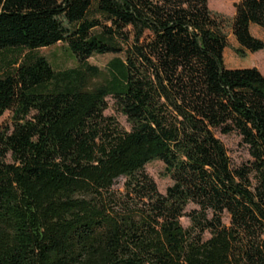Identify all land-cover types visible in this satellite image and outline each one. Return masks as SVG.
Wrapping results in <instances>:
<instances>
[{
	"label": "trees",
	"instance_id": "1",
	"mask_svg": "<svg viewBox=\"0 0 264 264\" xmlns=\"http://www.w3.org/2000/svg\"><path fill=\"white\" fill-rule=\"evenodd\" d=\"M249 26L264 0L230 18L207 0H0V264H264V78L222 56L228 34L239 56L264 49ZM56 43L76 66L30 53Z\"/></svg>",
	"mask_w": 264,
	"mask_h": 264
},
{
	"label": "rangeland",
	"instance_id": "2",
	"mask_svg": "<svg viewBox=\"0 0 264 264\" xmlns=\"http://www.w3.org/2000/svg\"><path fill=\"white\" fill-rule=\"evenodd\" d=\"M236 2H238V0H207V7L213 13H220L224 17L230 18L233 15V5ZM250 33L253 37L261 40L264 43V29L251 27ZM236 48L237 44L235 43L233 37L228 34L225 39V48L223 49L222 54L224 66L226 68L254 67L264 78V49L254 53L245 52L242 56H239L235 52ZM26 53V50L12 52L8 51L3 53L2 58L6 61L16 57L19 59ZM30 53L35 56L44 57L54 71H61L76 66L73 56L62 43H56L55 45L47 48H39ZM113 57L114 55L111 54L92 55L86 60V62L89 65L95 66L99 70H103L106 67L108 61ZM106 106L107 107L103 114L106 116H112L123 129L127 130L128 125L126 124L124 117H122L114 109L113 102L110 98H106ZM9 115L10 114L8 112L3 113V115L0 117V126L9 124ZM215 137L223 145L229 161L233 166H237L248 159L246 149L240 144V139L235 133H230L228 135L215 133ZM144 172L152 179L157 191L161 194L164 193V190L170 184V181L168 177L164 175L162 163L159 161L147 163L144 166ZM120 183L121 181H119V184ZM193 208L194 207L192 205H188L185 208V212H188ZM223 222L226 223L227 220L224 218ZM179 223L182 228H187L189 226V221L185 217L180 218ZM207 237V234L203 235V238Z\"/></svg>",
	"mask_w": 264,
	"mask_h": 264
},
{
	"label": "crops",
	"instance_id": "3",
	"mask_svg": "<svg viewBox=\"0 0 264 264\" xmlns=\"http://www.w3.org/2000/svg\"><path fill=\"white\" fill-rule=\"evenodd\" d=\"M251 27H255V26H249V31L251 32Z\"/></svg>",
	"mask_w": 264,
	"mask_h": 264
}]
</instances>
